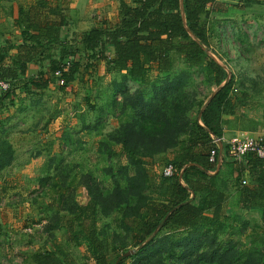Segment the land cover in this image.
Masks as SVG:
<instances>
[{
    "label": "trees",
    "instance_id": "16d2710c",
    "mask_svg": "<svg viewBox=\"0 0 264 264\" xmlns=\"http://www.w3.org/2000/svg\"><path fill=\"white\" fill-rule=\"evenodd\" d=\"M5 1L9 5L0 3V10L12 19L20 40L5 39L0 45V79L12 82L27 76L29 65L35 62L47 61L56 69L68 60L70 67L63 72L61 85L66 87L79 70L80 59L75 58L78 45L90 58L105 59L108 70L123 77L120 83H114L113 93L120 94L121 112L127 118L109 133L107 142L120 144L119 154L125 155L128 166L111 170L113 185L109 189L85 178L88 205L68 204L62 209L71 217L57 218H63L70 243L76 247L85 244L84 262L264 264V239L259 234L253 239L256 245L241 249L232 238L223 241L219 237L226 229L240 233L248 226L243 211L256 212L259 223L255 228L264 232V159L248 153L234 161L226 155L225 146L218 169L208 159L217 147L213 137L223 136L224 116H245L237 115V109L246 93H235L232 76L199 116L206 98L195 103L187 90L192 68L201 70L216 87L228 76L226 68L204 48H212L213 24L208 17L217 0H119L113 24L91 26L70 41V0H35L16 9L13 0ZM7 31L4 25L0 28V32ZM176 59L187 68L175 70ZM44 76L27 77L30 86L46 89L50 80ZM59 78L55 76L57 82ZM127 81L149 85L150 89L130 91ZM10 90L11 85L0 94V107L12 95ZM192 105L196 110L189 117ZM168 150L173 155L167 163H172L177 172L170 177L151 173L142 158ZM14 154L11 142L0 138V171L12 164ZM227 168L232 171L228 177L224 173ZM230 175L239 184L236 210L227 204ZM243 178L245 184L241 183ZM96 213L111 217L113 227L99 229ZM82 223L87 224L86 230ZM162 230L166 232L160 233ZM53 242L50 249L32 252L23 264H83L76 262L65 244L57 239ZM130 247L137 249L124 255Z\"/></svg>",
    "mask_w": 264,
    "mask_h": 264
},
{
    "label": "rangeland",
    "instance_id": "374dc122",
    "mask_svg": "<svg viewBox=\"0 0 264 264\" xmlns=\"http://www.w3.org/2000/svg\"><path fill=\"white\" fill-rule=\"evenodd\" d=\"M34 1L13 0L12 4L16 9ZM93 1L79 0L78 11L74 13L78 17L74 22L78 23L67 27L68 41L77 39L81 31L96 26L90 23L89 17L92 10L88 6ZM0 3L9 5L5 0ZM2 11L0 28L4 25L8 31L0 32V45L5 39L19 41L20 33L13 27L12 19ZM102 12L105 11L100 10ZM208 18L213 24L212 48H204L226 68L227 81L233 76L235 93H246L244 103L237 109V115L245 116L233 118L236 128L260 132L264 130V0H217ZM115 20L100 22L113 24ZM78 57L80 66L76 78L66 87L62 88L63 83L55 80L57 68L47 61L32 63L27 76L8 81L12 95L0 107V138L11 142L15 154L12 164L0 171V264H23L25 260L29 261L32 252L52 248L54 239L65 244L76 262L94 264L93 260L84 262L85 244L76 247L70 243L63 218H57L71 217L62 209L68 204L88 205L85 178L109 189L113 185L111 170L128 166L125 155L119 154L120 144L107 142L109 133L119 127L127 114L121 112L120 94L113 93L115 85L123 80L122 74L109 71L105 59L90 58L80 45L75 58ZM184 68L187 65L176 59L175 70ZM190 70L191 79L187 84V90L192 94L190 99H195L194 102L207 100L218 87L198 68ZM40 73L50 80L46 89L32 88L28 82L27 77ZM154 75L152 72L150 78ZM126 88L130 91L142 88L148 92L150 86L127 81ZM6 91H0V94ZM195 110L196 106L192 105L189 117ZM172 155L173 151L168 150L143 157L142 161L151 173L162 175V168L170 162ZM229 169L224 170L226 177ZM54 183L59 187L55 188ZM229 185L227 204L236 210L239 184L233 175H230ZM242 215L249 221L244 230L234 233L226 229L219 235L223 241L232 238L238 243V249L256 245L253 242L256 234L264 239V232L255 228L259 223L258 214L243 211ZM95 219L99 229L113 227L111 217L96 213ZM81 227L86 230L87 224L82 223ZM256 239L260 244V239ZM130 249L134 253L137 247Z\"/></svg>",
    "mask_w": 264,
    "mask_h": 264
},
{
    "label": "built area",
    "instance_id": "2783aa9c",
    "mask_svg": "<svg viewBox=\"0 0 264 264\" xmlns=\"http://www.w3.org/2000/svg\"><path fill=\"white\" fill-rule=\"evenodd\" d=\"M69 66L70 61L66 60L54 71L55 76L60 77L59 79L62 83V74L68 70ZM9 88V82L0 79V91H6ZM213 142L217 147L213 148L209 153L208 159L211 163L217 165L219 162L221 163L224 155V146L226 155L234 161H240L248 153L264 159V130L257 133L240 131L230 137H225L224 135L221 138L213 137ZM220 144L222 145L221 148ZM176 170L172 163H167L162 168V175L170 177L177 172ZM241 183L245 184L246 179L243 178Z\"/></svg>",
    "mask_w": 264,
    "mask_h": 264
},
{
    "label": "crops",
    "instance_id": "0c3cea01",
    "mask_svg": "<svg viewBox=\"0 0 264 264\" xmlns=\"http://www.w3.org/2000/svg\"><path fill=\"white\" fill-rule=\"evenodd\" d=\"M126 2L130 3V0H125ZM79 0H70L69 10L67 11V16L69 19V26L74 25L76 22H74V19H76L77 15H75L76 11H78L77 4ZM119 0H94L92 4L88 6V8H91L92 12H90V23H93V25H102L103 23L100 22V20L110 21L117 18V10H118ZM73 8H76L73 10ZM98 10V11H96ZM100 10H103L105 12L100 13ZM75 13V14H74ZM79 14V13H78ZM102 15L100 17V15ZM78 18V17H77ZM99 24H96V23ZM78 23V22H77ZM95 23V24H94ZM74 30V29H73ZM31 65V64H30ZM29 65V67H30ZM234 116H224V133L223 135L225 137H230L231 135L240 132L236 128V125L234 123ZM244 132H248L245 130H241ZM257 133V132H252Z\"/></svg>",
    "mask_w": 264,
    "mask_h": 264
},
{
    "label": "water",
    "instance_id": "95a60500",
    "mask_svg": "<svg viewBox=\"0 0 264 264\" xmlns=\"http://www.w3.org/2000/svg\"><path fill=\"white\" fill-rule=\"evenodd\" d=\"M180 9H181V14H182L183 22L185 23V17H184V12H183V7H182V2H181V1H180ZM185 27H186V26H185ZM186 30L190 33V31L188 30L187 27H186ZM190 35H192V34L190 33ZM226 81H227V78L223 81V83H221V85L218 86L217 90L214 91V92L208 97V99L204 102V104H203V106H202V108H201V110H200L199 116H200L202 110L204 109L205 105L209 102V100H211V98L214 96V94L219 90V88H220L221 86H223V85L225 84ZM221 147H222V145L220 144V148H221ZM220 164H221V163L219 162L218 165H217V169L219 168ZM180 176H181V175H180ZM154 233H155V232H154ZM131 253H133V250L130 249L129 251L125 252L124 255H128V254H131Z\"/></svg>",
    "mask_w": 264,
    "mask_h": 264
}]
</instances>
